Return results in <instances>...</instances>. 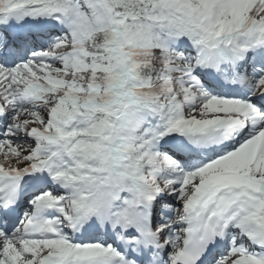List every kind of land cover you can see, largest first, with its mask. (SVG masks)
<instances>
[{"label": "snow or ice", "instance_id": "1", "mask_svg": "<svg viewBox=\"0 0 264 264\" xmlns=\"http://www.w3.org/2000/svg\"><path fill=\"white\" fill-rule=\"evenodd\" d=\"M0 264H264V0H0Z\"/></svg>", "mask_w": 264, "mask_h": 264}]
</instances>
